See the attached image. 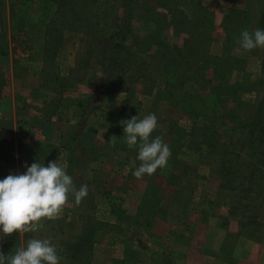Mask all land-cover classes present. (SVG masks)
I'll use <instances>...</instances> for the list:
<instances>
[{"label":"rangeland","instance_id":"obj_1","mask_svg":"<svg viewBox=\"0 0 264 264\" xmlns=\"http://www.w3.org/2000/svg\"><path fill=\"white\" fill-rule=\"evenodd\" d=\"M263 5L0 0V180L55 161L89 189L38 232L0 238V252L39 238L60 264H234L256 244L263 264L264 49L237 43L261 29ZM166 91L201 118L177 110L171 124ZM149 114L181 148L138 180L121 121ZM194 122L217 129L203 155Z\"/></svg>","mask_w":264,"mask_h":264},{"label":"clouds","instance_id":"obj_2","mask_svg":"<svg viewBox=\"0 0 264 264\" xmlns=\"http://www.w3.org/2000/svg\"><path fill=\"white\" fill-rule=\"evenodd\" d=\"M237 43L244 51L264 49V29H256L252 33L243 30ZM121 125L128 148H138L140 164L138 167L132 165L135 169L132 175L136 179H142L145 174L151 176L167 166L170 147L161 136L152 138L158 127L155 114L142 119L134 116L121 121ZM115 139L112 137L111 142ZM25 167L26 173L10 174L0 180V238L15 232H38L43 221L53 220L61 213L69 196L79 204L88 195V185L82 184L77 189L73 178L58 162H49L47 167L40 162ZM60 260L57 247L49 239L32 238L14 255L5 256L0 252V264H60Z\"/></svg>","mask_w":264,"mask_h":264},{"label":"trees","instance_id":"obj_3","mask_svg":"<svg viewBox=\"0 0 264 264\" xmlns=\"http://www.w3.org/2000/svg\"><path fill=\"white\" fill-rule=\"evenodd\" d=\"M264 6V5H263ZM126 14L129 15L131 14L130 11H126ZM260 24H261V29H264V8H263V12H262V15H261V21H260ZM183 88V87H182ZM173 89V87H172ZM183 90V89H182ZM168 91H166L167 93ZM212 92V91H211ZM167 109H166V113H170L169 115V118L170 119H167V120H170L171 124H174L172 123L173 122V117H174V113H176L177 110H181L185 115L187 114L188 117L190 119H194V120H198L200 117L199 113L196 114L195 113V109L192 108V105H188V104H184V101L187 99V94L184 93L183 96H182V100L183 102H180L179 99L177 100L176 99V96L174 94V91H172L171 95L169 94V92L167 93ZM214 97H218V93L215 92L214 94ZM193 109V110H192ZM181 113V114H183ZM262 120V119H261ZM261 120H258L257 121V127L255 129V131H253V133H258L259 131L261 132H264V127L261 123ZM170 124V123H169ZM197 124L194 122L193 123V128L194 130L197 129V131L199 130L200 133L197 135L198 138L196 139V141H198V144H199V135H203V134H206L205 136H203V141L205 142V146L202 148H200V145H197L196 147V150L199 151V154H206L210 149L211 146H215V137L214 136H217V129L216 127H206V126H201L199 128H197L198 126H196ZM181 132V130H180ZM158 132H154L152 136H156ZM196 136V137H197ZM195 137V138H196ZM170 147V150H171V154H174V153H177L180 148H181V145H179V143L174 140V141H171L170 145H168Z\"/></svg>","mask_w":264,"mask_h":264},{"label":"crops","instance_id":"obj_4","mask_svg":"<svg viewBox=\"0 0 264 264\" xmlns=\"http://www.w3.org/2000/svg\"><path fill=\"white\" fill-rule=\"evenodd\" d=\"M11 71L13 72L12 68H10V73H11V75H12V72H11ZM11 81H12V78H11ZM11 87H14V86L11 85ZM13 99H14V96L12 97V100H13ZM14 123H15V122H14ZM223 212H227V210H225V209L223 208L221 213H223ZM223 228H224V227H223ZM206 239H207V238H206ZM256 247H258V245H256V244H254V245L252 246L253 250H252V252L248 255L247 260L242 261V260L240 259V257H239V260H238V257H237L236 263H234V264H259V263H255L256 261H255L253 255H251V254L254 252V250H255ZM263 264H264V263H263Z\"/></svg>","mask_w":264,"mask_h":264}]
</instances>
